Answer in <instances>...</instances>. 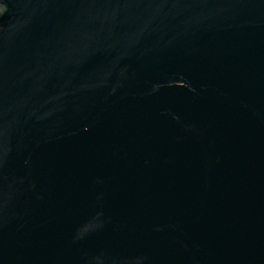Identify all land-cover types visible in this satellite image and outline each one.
Listing matches in <instances>:
<instances>
[{"label":"water","instance_id":"1","mask_svg":"<svg viewBox=\"0 0 264 264\" xmlns=\"http://www.w3.org/2000/svg\"><path fill=\"white\" fill-rule=\"evenodd\" d=\"M0 264H264V0H0Z\"/></svg>","mask_w":264,"mask_h":264}]
</instances>
